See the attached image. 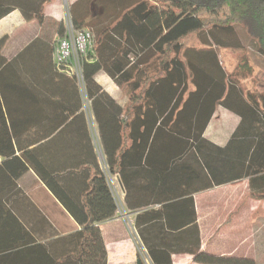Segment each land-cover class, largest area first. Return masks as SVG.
<instances>
[{"label": "trees", "instance_id": "obj_1", "mask_svg": "<svg viewBox=\"0 0 264 264\" xmlns=\"http://www.w3.org/2000/svg\"><path fill=\"white\" fill-rule=\"evenodd\" d=\"M51 1L0 0V20L18 10L26 22L41 23L44 7ZM90 5L101 13L90 17ZM72 14L74 29H87L94 37L93 52L83 63V83L109 173L118 176L127 192L132 185L130 174H126L128 166L146 165L162 171V166L150 165V155L165 154L172 161L183 157V165L172 166L173 170H183L182 199L157 211L129 210L136 213L134 228L151 263L171 264V254H190L200 264H254L200 252L192 195L246 179L248 197L264 201V93L243 91L240 81L251 74L246 57H242L237 71L229 74L216 53V48H240L236 28L241 27L264 58V0H86L84 15L76 8ZM103 17H108V22L97 27ZM204 30L213 47L184 52L182 41ZM6 38H0V203L11 198H4L5 187L10 188L31 169L82 228L113 218L116 203L91 147L92 160L82 170V178L75 168L63 173L67 169L63 163L62 170L45 166L39 148L29 149L50 136L52 130L37 129L41 111L22 109L29 100L39 101L32 95L28 98L23 88L37 79L49 97L43 100L62 106L63 117L50 127H65L79 119L86 132L75 79L56 69L52 42L36 38L7 60L1 55ZM182 52L183 61L179 57ZM100 72L126 93L123 107L95 83L94 77ZM24 75L29 76L27 80ZM58 77L63 79V86L53 80ZM56 89L63 93L61 97H54ZM218 106L239 119L223 146L204 137ZM178 205L183 206L180 222L179 212L169 211ZM14 219L10 209L4 211L0 206V264L14 260L19 264L22 253H29L28 264H34L35 254L41 252L36 245L20 248L19 243L2 240ZM151 222L156 225L151 226L155 239L170 236L169 244L149 243ZM179 230L183 234L169 233ZM100 247L99 263L105 264L101 243ZM43 262L51 264L49 258Z\"/></svg>", "mask_w": 264, "mask_h": 264}, {"label": "crops", "instance_id": "obj_2", "mask_svg": "<svg viewBox=\"0 0 264 264\" xmlns=\"http://www.w3.org/2000/svg\"><path fill=\"white\" fill-rule=\"evenodd\" d=\"M57 5L58 3L54 0L52 4L45 7L47 11L44 12L48 15L50 9H56ZM32 24L33 22H26L18 10H14L0 20V38L13 34V38L17 39L15 42L17 48L18 46L20 47V51L19 49L16 50V48L13 49V47L10 51H6L5 46L2 50L4 58L11 60L29 43L39 38L37 30H34ZM15 51H18V53L16 52L17 54L13 56ZM28 77V75H24V80H27ZM60 78L53 80L60 85L64 83L63 79ZM94 81L101 87L102 91L115 100L117 105L120 107L125 105L127 101L126 93L119 89L106 74L98 73L95 75ZM22 91L28 98L30 95L39 97L38 102L34 103L29 100L27 105H22V109L41 111V115L35 123L37 129L52 130L50 136L36 146L29 148H39L38 154L44 160L45 166L50 168L59 167L62 170L61 163H63L62 166L67 167L63 173L75 168V171L82 178V170L87 168L86 164L92 160L91 147L101 171L100 159L96 152L97 143L105 163L106 156L103 152L97 124L91 111V103L89 115L83 112V106L81 110L84 115L83 120L86 132L83 131V121L79 119H75L72 124H67L65 127L55 126L57 128H54L50 126L59 123L57 118L63 117L62 106L51 105V103L43 100L47 96V91L37 79H32L30 84L23 88ZM53 92L54 97L63 95V93H60V89H56ZM78 94L81 102L79 90ZM219 109L220 106L217 107L215 114L211 118L204 137L218 146H223L236 126L229 131L221 129L219 132L211 133V126L216 122L215 116ZM48 117H51V119L48 120ZM68 121L70 122L71 120ZM129 144L130 142L127 143L128 146ZM133 157L131 159L132 162ZM2 162L3 158L0 157V165ZM142 162H144V159H142ZM149 162L154 167L162 166L163 170L160 171V169H154L146 165L137 166L134 164L128 166L126 174H130L132 180L133 178L134 180H131L132 185H130V189L127 192L119 181L118 176L116 181L112 180L117 192V196L114 198V200L116 199L115 203L117 202L115 216L107 221L94 223L87 228H82L42 184L35 173L28 169L27 172L13 181L10 188L5 187L4 189V198L8 195L11 198L6 203H0V206L4 211L6 209L11 210L15 216V223L11 222V226L8 225V227L12 228L5 229L2 240L19 243L20 248L36 245L41 252L35 254L34 264H45L43 261L48 258L51 260V264H100L102 251L100 243L103 245L105 252V264H136L138 259L148 256L134 228L136 213L129 210L157 211L164 205L183 198V170H173L172 167L176 163L183 165V157L172 161L165 154L154 153L150 155ZM77 173L73 175L75 180L78 179ZM234 186H239V193H243V196L249 195L246 179L221 185L210 190L196 192L192 195L199 231V249L200 252L211 256L244 259L257 264L256 252L252 250L253 237L257 229H253V226L257 225V222L262 223V221L256 220L252 224V210L259 205L264 209V201L250 198L247 202H238L241 205L239 206L240 211L234 214L231 209L235 208L237 202L233 200V197H229L230 189ZM215 196L219 200H215ZM210 199L212 200L210 201ZM174 210L179 212L180 222L181 218H183V206L178 205L169 208L170 212ZM230 213L232 215L229 216ZM153 223L148 224L150 236L152 235V238L147 237L149 243L157 244L161 241L169 244L171 242L170 236L162 240L155 239L151 226L156 225H152ZM19 224L20 228L18 227ZM175 224L181 227V223ZM165 225L163 226L165 227ZM164 231L168 232L169 230L165 227ZM181 231H170L169 233H182ZM98 236L100 239H98ZM178 245L183 247V242L179 241ZM28 254H21L19 264L29 263L27 258L32 256ZM170 260L171 264H200L194 262L193 256L190 254H171ZM16 262L14 260L8 262V264H15Z\"/></svg>", "mask_w": 264, "mask_h": 264}, {"label": "rangeland", "instance_id": "obj_3", "mask_svg": "<svg viewBox=\"0 0 264 264\" xmlns=\"http://www.w3.org/2000/svg\"><path fill=\"white\" fill-rule=\"evenodd\" d=\"M53 2L54 0H52L47 5H50ZM56 3H58L56 9L53 10L52 8L51 9L49 8L50 11L48 15L44 12V19L41 23H38L37 21H32L33 22L32 26L34 27V30L35 29L37 30L38 37L43 39L44 41L52 42V43H54L55 40L54 37L56 35L58 37L63 34V31L61 30L63 29L64 26L63 21H68L72 23L73 9L76 8V11L78 10V13L81 15H84L86 10V0H56ZM73 4L74 6L72 8ZM47 5H45V7ZM45 7H44V11H47ZM89 11H90V17H95L99 13H101V11L98 8H96L94 5H90ZM108 19H109L108 17H103V20H101L100 23L97 24V27L100 25L101 26L105 25L108 22ZM236 30L239 37L240 48L239 49L216 48V53L218 55V58L222 66L224 67L225 71L231 74L233 73V71H237L238 65H240L242 57L244 58L246 57L245 59H247L248 65L251 67V74L247 76L248 77L247 79L241 80L240 85L243 91L245 92L255 91L262 94L264 93V58L257 53L254 42L247 36L245 30L241 27H237ZM59 31L61 32L60 33L61 35H59ZM92 32L93 34H95L96 31L92 30ZM12 35L6 36L7 37L6 39L8 41L6 40L3 48L6 46V51H10L13 47V49L16 48V50L19 49L20 51V47L18 46L17 48V44L15 43L17 39L13 38ZM182 43L184 47V52L185 51L200 52L203 50L211 49L213 47V43L210 42L209 38L205 34V30L189 35L187 38H185L182 41ZM2 50H1V55L3 56ZM16 52L18 53V51H15L14 52L15 54L13 53V56L17 54ZM179 57L183 61V52L179 54ZM80 93H81V102L83 109L85 110V112L90 114L89 110L87 109L89 102H87V96L84 91V88L80 89ZM215 118H216L215 119L216 122H214L211 126V133L219 132L221 131V129H225L226 131H229L231 128L237 126L239 122V119L235 114L229 112L228 110H224L222 107H220L218 113H216ZM97 149L100 150L98 145H97ZM229 197L231 198L233 197L234 198L233 200L237 202V204H235V208L231 209V211H233L234 214H237L240 211L239 210V206H241L239 204L240 202L242 203L247 202L250 199L248 195L243 196V193H239V186H234L233 188L230 189ZM214 198L215 200H219L217 196H215ZM211 200L212 199H210V201ZM231 213L229 214V216L233 214ZM252 218H253L252 224L256 220L262 221V223L257 222V225L253 226V229H257V231L253 237L254 241L252 243V250L253 252H256L257 264H264V236H263L264 209L261 205L257 206L252 210Z\"/></svg>", "mask_w": 264, "mask_h": 264}, {"label": "built area", "instance_id": "obj_4", "mask_svg": "<svg viewBox=\"0 0 264 264\" xmlns=\"http://www.w3.org/2000/svg\"><path fill=\"white\" fill-rule=\"evenodd\" d=\"M63 25V34L56 37L53 43L52 60L59 72L75 79L79 87V91L82 88H84L85 91V86L83 83V63L87 61L88 56L93 52L94 37L87 29H74L71 22L63 21ZM87 102H89L87 109L90 112V101L88 98ZM83 112L86 115H89V113L85 112L84 109ZM97 144L96 152L98 158L100 159L99 162L102 175L104 176L113 197L116 198L117 192L115 190L113 181H116L117 175H111L109 173L108 166L102 159L100 150L97 149ZM122 217L125 216L122 215ZM141 261L142 264H152L149 258L146 256H143Z\"/></svg>", "mask_w": 264, "mask_h": 264}, {"label": "water", "instance_id": "obj_5", "mask_svg": "<svg viewBox=\"0 0 264 264\" xmlns=\"http://www.w3.org/2000/svg\"><path fill=\"white\" fill-rule=\"evenodd\" d=\"M136 264H142L141 259H138V260L136 261Z\"/></svg>", "mask_w": 264, "mask_h": 264}]
</instances>
